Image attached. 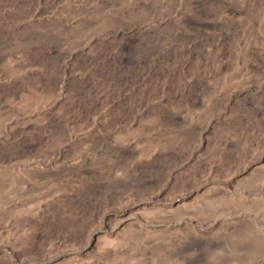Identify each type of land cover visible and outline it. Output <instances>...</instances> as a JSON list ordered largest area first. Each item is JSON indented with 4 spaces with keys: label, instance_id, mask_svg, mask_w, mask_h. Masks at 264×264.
<instances>
[{
    "label": "rangeland",
    "instance_id": "374dc122",
    "mask_svg": "<svg viewBox=\"0 0 264 264\" xmlns=\"http://www.w3.org/2000/svg\"><path fill=\"white\" fill-rule=\"evenodd\" d=\"M198 254L264 264V0H0V264Z\"/></svg>",
    "mask_w": 264,
    "mask_h": 264
},
{
    "label": "bare ground",
    "instance_id": "6f19581e",
    "mask_svg": "<svg viewBox=\"0 0 264 264\" xmlns=\"http://www.w3.org/2000/svg\"><path fill=\"white\" fill-rule=\"evenodd\" d=\"M194 246V245H193ZM194 249L196 250V251H199L200 252V245L198 244V243H196L195 244V246H194ZM194 254V253H193ZM190 261H192L191 263H193V264H196V263H198V262H200L201 261V256H200V254H198V255H194V258H192Z\"/></svg>",
    "mask_w": 264,
    "mask_h": 264
}]
</instances>
